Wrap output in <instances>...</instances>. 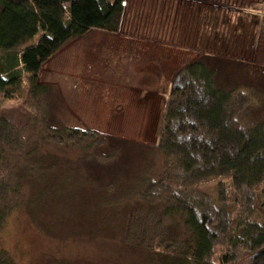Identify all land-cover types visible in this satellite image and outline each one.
Wrapping results in <instances>:
<instances>
[{
    "label": "rangeland",
    "instance_id": "1",
    "mask_svg": "<svg viewBox=\"0 0 264 264\" xmlns=\"http://www.w3.org/2000/svg\"><path fill=\"white\" fill-rule=\"evenodd\" d=\"M202 55L222 82L249 86L237 108L248 95L249 114L264 116V0H126L117 32L71 38L36 81L25 74L10 98L0 92V264H164L182 253V221L163 211L182 181L159 144L172 89ZM186 193L218 224L210 264H264L250 245L233 247L230 230L262 212L264 178L246 195L225 176Z\"/></svg>",
    "mask_w": 264,
    "mask_h": 264
},
{
    "label": "trees",
    "instance_id": "2",
    "mask_svg": "<svg viewBox=\"0 0 264 264\" xmlns=\"http://www.w3.org/2000/svg\"><path fill=\"white\" fill-rule=\"evenodd\" d=\"M125 1L0 0V92L10 98L21 88L25 74L36 81L42 65L71 38L90 29L117 32ZM216 63L210 55L189 63L184 83L172 89L165 113L159 146L167 156V169L175 170L176 182L191 181L185 188L178 182L179 196H168L176 205L163 208L168 216L177 215L185 229L182 253L164 255V264H210L218 224L211 227L209 205L186 193L189 185L225 176L236 191L246 195L264 178V116L249 114L244 107L248 95L237 108V98L244 95L241 89L249 86L230 80V75L222 82ZM258 206L262 212L254 211L255 217L264 218V202ZM229 212L223 214L226 221ZM252 214L231 225V244L246 243L255 248V259L264 260V222L251 218ZM4 216L0 214V222ZM224 219H220L222 225Z\"/></svg>",
    "mask_w": 264,
    "mask_h": 264
}]
</instances>
